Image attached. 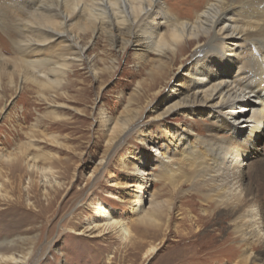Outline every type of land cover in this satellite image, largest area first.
<instances>
[{
  "label": "bare ground",
  "instance_id": "1",
  "mask_svg": "<svg viewBox=\"0 0 264 264\" xmlns=\"http://www.w3.org/2000/svg\"><path fill=\"white\" fill-rule=\"evenodd\" d=\"M0 17L6 28L12 24L19 32L20 38L14 43L23 53L13 62L15 71L22 82L37 86L41 99L55 110L66 106L56 100L67 98L74 86L71 76L76 74L75 68L87 63L98 77L99 71L93 69L95 58L88 57L87 52L101 35L109 41L110 54L115 52L116 56L108 71H115L116 61L119 63L133 47L139 65L152 56L157 59L159 79L136 86L137 93L142 89L146 103L171 79L182 86L168 91L165 99L169 105L162 111H156L155 105L151 108L153 120L160 126V140L144 122L143 107L117 117L101 110L108 151L113 153L137 132L140 142L149 149L147 156L132 150L133 160L123 163L131 175L127 194L137 223L130 225L117 219L114 211L101 202L81 229L72 230L91 237L112 234L121 245L134 243L132 246L141 249L144 238L161 239L168 232L176 210L186 216L177 230L188 222V226L198 228L215 208L218 216L230 221L239 239L234 244L240 254L232 264H257L253 249L264 247V219L256 200L259 193L244 187L243 168L257 151L256 141L264 135V0H205L203 9L194 10L189 19L173 15L164 0H0ZM53 115L54 120L61 116L55 111ZM169 115L199 119L179 128L166 122ZM203 117L211 122V135L193 130L198 127L193 124ZM219 133L231 137L223 140ZM50 137L54 144L62 145L58 135ZM35 141L30 138L27 146L34 147ZM110 156L102 158L101 164ZM2 158L12 159L7 155ZM36 158L25 155L22 160L28 171L41 173L48 187L44 194L49 195L57 170L53 165L39 167ZM152 162L159 173H147ZM256 171L252 175L260 184L264 180L260 179L261 171ZM159 180L165 184L163 188L157 194L150 192ZM166 196L180 200L181 206L162 200ZM195 198L200 204V218L194 216ZM160 244H151L146 258L152 257ZM31 253V248L17 252L13 242H0V264H28Z\"/></svg>",
  "mask_w": 264,
  "mask_h": 264
},
{
  "label": "rangeland",
  "instance_id": "2",
  "mask_svg": "<svg viewBox=\"0 0 264 264\" xmlns=\"http://www.w3.org/2000/svg\"><path fill=\"white\" fill-rule=\"evenodd\" d=\"M204 1L164 0L173 15L184 19H189L194 10H202ZM9 10L12 12L14 9L10 7ZM2 20L0 17V242H13L17 252L31 248L28 264H232L237 260L240 250L234 243L237 244L239 239L236 240L230 221L218 216L219 210L215 208L210 209L212 215L205 219L206 223L197 225L198 228L188 226L191 225L188 222L177 230L176 226H180L181 219L186 216L176 210L168 224V232L161 236L163 239L148 236L141 243L138 240L140 244L144 243L141 249L132 246L134 243L121 245L112 234L91 237L78 235V231L72 230L81 229L101 202L114 211L117 219L126 220L130 225L137 223V215L132 213L128 202L126 183L131 181V175L123 163L133 160L132 150L136 149L140 156H147L149 149L140 142L137 132L127 137L126 142L113 153L108 151V136L101 125V110L105 109L109 115L117 117L124 111L143 107L144 122L149 123L148 127L160 140V126L153 120L151 108L155 105L156 111H162L169 105L165 99L168 91L182 86H176L177 79H171L168 85L164 83L160 94L150 97V102L146 103L142 89L137 93V87L139 82L147 85L159 79L157 59L152 56L139 65L133 47L127 56L120 59L121 62L116 61L118 67L115 71H108L106 68L112 66L111 61L116 56H113L115 52L110 54L109 41L101 35L87 52L88 57L95 58L93 69L96 67L94 71H99L98 77H94L87 63L75 68L76 74L71 76L74 86L68 91L67 98L56 100L66 106L55 110L41 99L37 86L22 82L21 75L15 71L13 62L19 61L23 53L14 43L20 38L19 32L12 24L10 29L9 26L6 28ZM88 33L84 39L86 42ZM53 111L61 115L58 120L53 119ZM197 119L169 115L166 122L182 128ZM197 123L193 124L198 126L193 130L203 135L212 134L207 117ZM53 134L59 136L58 141L62 145L52 142L50 136ZM219 136L223 140L231 137L226 133H219ZM30 138L36 139L35 146L31 148L27 146ZM258 139L255 143L257 151L252 152L253 158L243 168L244 187L254 188V192L259 193L256 200L264 219V181L259 184L252 175L255 170L261 171L260 179L264 180V135ZM23 152L29 157H37L39 167L53 165L57 170L58 184L54 181L55 187L49 188V195L44 194L48 187L41 173L28 171L24 166ZM17 154L19 158H16ZM2 155L12 159L6 161ZM109 155L110 158L101 164V159ZM148 165L147 173H159V167L156 169L153 162ZM113 183L117 186H111ZM164 185L159 180L149 191L157 194ZM111 193L123 201L114 199ZM163 199L181 206L180 200L171 196ZM195 199L194 216L200 218V204L198 198ZM163 220L166 221L165 216ZM150 229L153 231L154 228ZM157 242H161L158 251L146 258L150 245ZM253 252L258 257L257 264H264V247H255Z\"/></svg>",
  "mask_w": 264,
  "mask_h": 264
}]
</instances>
